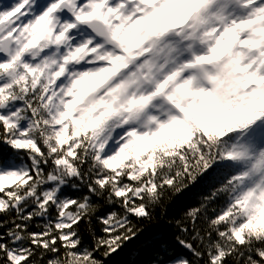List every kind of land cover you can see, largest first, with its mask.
Listing matches in <instances>:
<instances>
[{"label":"snow or ice","instance_id":"6c2138e0","mask_svg":"<svg viewBox=\"0 0 264 264\" xmlns=\"http://www.w3.org/2000/svg\"><path fill=\"white\" fill-rule=\"evenodd\" d=\"M136 240L264 264V0H0V264Z\"/></svg>","mask_w":264,"mask_h":264},{"label":"trees","instance_id":"16d2710c","mask_svg":"<svg viewBox=\"0 0 264 264\" xmlns=\"http://www.w3.org/2000/svg\"><path fill=\"white\" fill-rule=\"evenodd\" d=\"M196 195L195 190L186 191L185 193L178 195L174 198V205L172 208V213L178 214L187 207L190 203L193 202V198ZM93 227L96 232H99L100 225L98 222H93ZM169 232V235L172 234V230L166 229ZM88 233L85 232V237L87 238ZM140 245V241L136 240L130 244L125 245L117 253L111 255L105 260V264H142V261L145 259V256L137 254V249ZM98 258L103 259L102 256L98 254Z\"/></svg>","mask_w":264,"mask_h":264}]
</instances>
